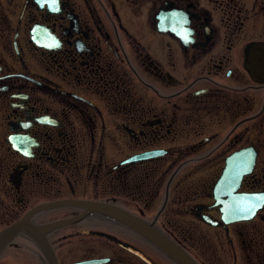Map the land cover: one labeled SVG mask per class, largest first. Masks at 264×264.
Returning <instances> with one entry per match:
<instances>
[{
    "label": "flooded vegetation",
    "instance_id": "af4514ba",
    "mask_svg": "<svg viewBox=\"0 0 264 264\" xmlns=\"http://www.w3.org/2000/svg\"><path fill=\"white\" fill-rule=\"evenodd\" d=\"M244 195L264 0H0V264H264Z\"/></svg>",
    "mask_w": 264,
    "mask_h": 264
},
{
    "label": "water",
    "instance_id": "95a60500",
    "mask_svg": "<svg viewBox=\"0 0 264 264\" xmlns=\"http://www.w3.org/2000/svg\"><path fill=\"white\" fill-rule=\"evenodd\" d=\"M238 198V197H234ZM235 205V208L221 210L222 219L224 221L233 222L251 219L257 212L258 209L264 204V196L262 195H244L239 197L237 201L231 202ZM238 208H237V207ZM128 218V217H123ZM19 227H12L2 233H0V251L5 247V245L11 240L13 234L18 231ZM150 237L155 243L159 244L166 252L173 256L181 264H192V262L183 256L175 247H173L166 240H161L154 233H145Z\"/></svg>",
    "mask_w": 264,
    "mask_h": 264
}]
</instances>
